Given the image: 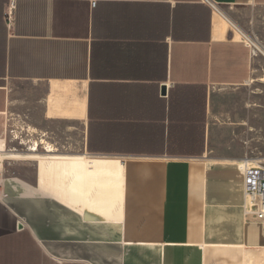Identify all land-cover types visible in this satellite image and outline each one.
<instances>
[{
  "label": "crops",
  "instance_id": "0c3cea01",
  "mask_svg": "<svg viewBox=\"0 0 264 264\" xmlns=\"http://www.w3.org/2000/svg\"><path fill=\"white\" fill-rule=\"evenodd\" d=\"M253 3L0 0V264H264L263 55L217 8ZM80 150L124 167L109 215L39 163Z\"/></svg>",
  "mask_w": 264,
  "mask_h": 264
},
{
  "label": "bare ground",
  "instance_id": "6f19581e",
  "mask_svg": "<svg viewBox=\"0 0 264 264\" xmlns=\"http://www.w3.org/2000/svg\"><path fill=\"white\" fill-rule=\"evenodd\" d=\"M219 12L222 13L221 10H219ZM231 23L235 26L236 29L244 33L239 27H237V25H235L233 22ZM248 39H250L251 42L253 41L252 38L250 37H248ZM49 150L52 149L49 148ZM34 155L35 154H33V156ZM38 155L41 156L40 154ZM39 161H40L39 163L44 166V169L47 170L49 174L56 177L61 187L74 191L73 194H75V192L77 193L79 192L80 200H82V197L88 195L90 192H92L93 196L97 194L98 195V197H96L97 199L100 198L99 195L105 193L104 200L103 199L99 200L101 207L99 208L100 211L98 214L102 216L110 214L109 209H107L106 211L103 205L105 203L106 204L109 203V201L115 202L118 199V195L116 192L110 193L108 192V190L109 188H119L122 185V174L124 167L120 159L115 157H99V156H90V155H81V154L80 155L68 154L64 156H59V155H50V156L47 155V157L41 156ZM251 162H258V160H249V163ZM77 202H75V204Z\"/></svg>",
  "mask_w": 264,
  "mask_h": 264
},
{
  "label": "rangeland",
  "instance_id": "374dc122",
  "mask_svg": "<svg viewBox=\"0 0 264 264\" xmlns=\"http://www.w3.org/2000/svg\"><path fill=\"white\" fill-rule=\"evenodd\" d=\"M217 8L222 11L220 18L226 29H229L238 38L244 39L247 42H251L248 37L252 38V40L259 43V46L263 50V52L258 53V55H263L261 56L263 57V66L255 71L254 78L250 81V87L260 94L261 103L264 105V5L253 3L238 8L230 6H219ZM228 20L237 25L244 33L236 29ZM261 127V131L258 134L261 136V140L258 141V139H255L254 143L260 142L263 150L261 153H258V150H256L252 154L251 160H258V162H251L250 166H257L258 163L264 161V108H262ZM80 154L88 155L81 150Z\"/></svg>",
  "mask_w": 264,
  "mask_h": 264
},
{
  "label": "built area",
  "instance_id": "2783aa9c",
  "mask_svg": "<svg viewBox=\"0 0 264 264\" xmlns=\"http://www.w3.org/2000/svg\"><path fill=\"white\" fill-rule=\"evenodd\" d=\"M209 1V0H208ZM95 4V1L93 2ZM13 8V3L11 4ZM256 43V44H255ZM253 53L263 52L257 41L248 42ZM242 170L245 176V212L246 215L253 216L254 219L264 226V161L257 166H250L244 163ZM2 171L0 169V178Z\"/></svg>",
  "mask_w": 264,
  "mask_h": 264
},
{
  "label": "water",
  "instance_id": "95a60500",
  "mask_svg": "<svg viewBox=\"0 0 264 264\" xmlns=\"http://www.w3.org/2000/svg\"><path fill=\"white\" fill-rule=\"evenodd\" d=\"M166 88H164V92H165Z\"/></svg>",
  "mask_w": 264,
  "mask_h": 264
}]
</instances>
